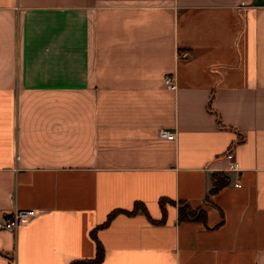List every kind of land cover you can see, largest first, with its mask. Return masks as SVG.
I'll list each match as a JSON object with an SVG mask.
<instances>
[{
	"label": "crops",
	"instance_id": "1",
	"mask_svg": "<svg viewBox=\"0 0 264 264\" xmlns=\"http://www.w3.org/2000/svg\"><path fill=\"white\" fill-rule=\"evenodd\" d=\"M17 208L0 264L94 257L92 229L91 264H264V0H0V222Z\"/></svg>",
	"mask_w": 264,
	"mask_h": 264
},
{
	"label": "trees",
	"instance_id": "2",
	"mask_svg": "<svg viewBox=\"0 0 264 264\" xmlns=\"http://www.w3.org/2000/svg\"><path fill=\"white\" fill-rule=\"evenodd\" d=\"M212 178V187L210 189V192L213 193L215 190L223 186L227 181V177L222 174L221 172H213L211 174ZM166 200L160 199V203L162 208L164 207V203ZM178 219L179 220H185V219H198L204 221V216H205V210L204 209H194L189 206V204L186 201L179 200L178 201ZM138 204L134 206L132 210H126L124 212L126 213H133L135 211V207L137 208ZM120 210H113L108 214V217L104 223L101 225L107 223L110 218L119 212ZM144 211V208H143ZM146 213V212H145ZM91 236L95 240V255L94 257L91 258H84V259H75L70 262V264H91V263H96L102 260L103 255H104V248L102 246V243L96 238L95 235V229H92L91 231Z\"/></svg>",
	"mask_w": 264,
	"mask_h": 264
},
{
	"label": "built area",
	"instance_id": "3",
	"mask_svg": "<svg viewBox=\"0 0 264 264\" xmlns=\"http://www.w3.org/2000/svg\"><path fill=\"white\" fill-rule=\"evenodd\" d=\"M187 54L188 53L186 50H182L179 53L180 56H186ZM163 82L167 87L171 89L176 88V83L174 82L172 76L168 73L164 75ZM158 133L161 136H165L166 138L171 139L173 137V132L163 127L158 129ZM224 155L229 160V168L240 169L238 161L234 157V154L232 153L231 149L226 151ZM35 214V211L29 208L14 209L9 215V217L5 218L2 222H0V227L5 228L7 230H14L18 225L27 222Z\"/></svg>",
	"mask_w": 264,
	"mask_h": 264
},
{
	"label": "rangeland",
	"instance_id": "4",
	"mask_svg": "<svg viewBox=\"0 0 264 264\" xmlns=\"http://www.w3.org/2000/svg\"><path fill=\"white\" fill-rule=\"evenodd\" d=\"M179 203V202H178Z\"/></svg>",
	"mask_w": 264,
	"mask_h": 264
}]
</instances>
